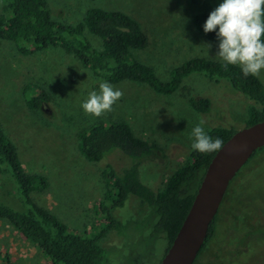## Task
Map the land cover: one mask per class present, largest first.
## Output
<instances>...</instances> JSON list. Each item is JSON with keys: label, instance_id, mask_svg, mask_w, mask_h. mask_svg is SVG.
<instances>
[{"label": "rangeland", "instance_id": "374dc122", "mask_svg": "<svg viewBox=\"0 0 264 264\" xmlns=\"http://www.w3.org/2000/svg\"><path fill=\"white\" fill-rule=\"evenodd\" d=\"M47 2L52 19L67 26L79 24L93 8L121 12L135 20L147 44L132 50L130 57L151 68L160 82H168L175 69L193 59L224 63L215 56L218 44L201 36L193 22L196 15L210 13L220 0ZM83 38L93 49H101L98 37L84 33ZM90 59L99 65L93 56ZM255 77L264 86V70ZM100 81L105 80L58 47L22 56L11 43L0 41V126L16 146L25 172L41 176L47 183L44 191H35L30 197L70 232L87 237L94 236L95 222L99 225L96 231L100 230L105 208H111L102 173L111 166L117 175L129 166V160L115 150L98 164H88L77 151L80 130L95 123L123 121L136 137L157 144L162 155L143 162L138 174L143 185L157 192L190 159L187 142L197 122L203 121L205 131L240 130L246 126L247 108H260L223 81L217 84L193 74L183 81L177 94L169 96L140 83L113 85L122 92L121 97L111 111L95 117L82 110L81 102L88 92L98 90ZM28 85L27 98L36 93L30 86L46 92L50 98L48 113L32 111L25 105L23 87ZM191 98L209 99L210 111H192L188 105ZM257 153L259 156H254L228 187L213 234L194 264H264V150ZM9 180L0 175V199L19 211L23 202ZM195 189L196 185L189 186L186 195ZM110 214L125 227L120 233L109 232L98 239L106 252L105 264H136L139 257L140 262L144 261L141 257L150 258L149 264L160 260L167 240L162 233L149 238L156 222L149 207L130 195L122 208L112 209ZM0 264L54 263L0 220Z\"/></svg>", "mask_w": 264, "mask_h": 264}, {"label": "trees", "instance_id": "16d2710c", "mask_svg": "<svg viewBox=\"0 0 264 264\" xmlns=\"http://www.w3.org/2000/svg\"><path fill=\"white\" fill-rule=\"evenodd\" d=\"M208 15H196L193 18L195 28L201 36L218 44L215 32L203 31ZM84 33L98 37L101 49H93L83 38ZM0 41L11 43L22 56L58 47L111 85L140 83L164 96L177 94L183 81L193 74L203 75L217 84L223 81L231 90L260 106L259 109L247 108L246 126L264 121V86L255 76L245 77L237 66L193 59L175 69L168 82L158 81L151 68L131 59V51L145 48L147 39L138 23L121 12L88 9L79 24L67 26L52 19L47 0H0ZM90 56L99 65L94 64ZM28 87H23L25 105L32 111L48 113L46 108L50 98L46 92L35 85L30 86L36 93L27 98ZM188 105L195 113H207L211 108L210 100L206 98H191ZM206 132L212 137H220L224 144L235 130L215 128ZM76 138L78 154L90 165L98 164L115 150L129 160V166L117 175L111 166L102 173L105 198L110 200L111 208H105V220L99 231H96L99 225L95 222L93 237L70 232L53 214L32 201L31 194L44 191L47 183L43 177L25 172L16 146L0 126V175L13 182L23 202L18 211L0 199V220L54 264H105L106 252L97 241L109 232L123 231L124 224L117 222L110 212L122 208L130 195L149 207L156 218L149 238L162 233L171 244L193 201V193L186 195L185 189L198 186L199 172L208 166L218 151L202 153L192 150L189 140L190 159L166 179L161 190L154 192L139 180V166L161 156L162 150L157 144L136 137L128 123H95L80 130ZM240 172L238 177L242 175ZM215 220L210 224L206 242L213 234Z\"/></svg>", "mask_w": 264, "mask_h": 264}, {"label": "clouds", "instance_id": "9594fccd", "mask_svg": "<svg viewBox=\"0 0 264 264\" xmlns=\"http://www.w3.org/2000/svg\"><path fill=\"white\" fill-rule=\"evenodd\" d=\"M204 33L215 32L218 57L225 65L239 66L242 74L258 76L264 70V0H220L203 24ZM208 48L210 45H207ZM122 92L107 81L88 92L81 102L86 114L95 117L111 111ZM191 149L209 153L223 145L197 122L191 129Z\"/></svg>", "mask_w": 264, "mask_h": 264}, {"label": "water", "instance_id": "95a60500", "mask_svg": "<svg viewBox=\"0 0 264 264\" xmlns=\"http://www.w3.org/2000/svg\"><path fill=\"white\" fill-rule=\"evenodd\" d=\"M264 149V121L235 130L199 172L193 201L175 238L159 264H193L206 243L224 195L251 157Z\"/></svg>", "mask_w": 264, "mask_h": 264}, {"label": "flooded vegetation", "instance_id": "af4514ba", "mask_svg": "<svg viewBox=\"0 0 264 264\" xmlns=\"http://www.w3.org/2000/svg\"><path fill=\"white\" fill-rule=\"evenodd\" d=\"M259 154H260V153H259ZM259 154L257 153L255 156H257V155L259 156ZM258 156H257V157H258ZM253 158H254V157H253ZM245 166H246V165H245ZM240 173H242V171H241ZM237 177H238V175H237L233 180H235ZM233 180H232V181H233ZM231 183H232V182H231ZM231 183H230V184H231ZM229 186H230V185H229ZM218 211H219V210H218ZM217 214H218V212H217ZM216 217H217V215H216ZM216 217H215V218H216ZM156 235H157V234H155L154 236H156ZM152 238H153V237H151V239H152ZM207 243H208V241L206 242V244H207ZM206 244H205V245H206ZM168 245H169V244H168V242H167V247H168ZM205 245H203V247L201 248V250H200L198 256L201 255V253L204 251V247H205ZM163 256H164V254H163ZM163 256H162V257H163ZM198 256L196 257L195 261L197 260ZM162 257L160 258V260H157L158 262L156 261L157 263L155 262L154 264H159L160 261H161V259H162ZM142 259L144 260V261H142L144 264H149V261H151L150 258H148V261H147L146 258H142ZM195 261H194V263H195ZM139 262H140V257L137 259L136 264H140ZM194 263H193V264H194Z\"/></svg>", "mask_w": 264, "mask_h": 264}]
</instances>
